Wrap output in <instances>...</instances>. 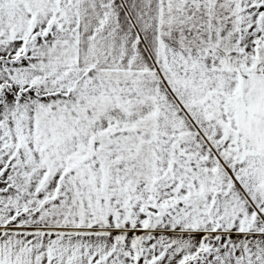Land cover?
Returning a JSON list of instances; mask_svg holds the SVG:
<instances>
[{
  "label": "rangeland",
  "instance_id": "rangeland-1",
  "mask_svg": "<svg viewBox=\"0 0 264 264\" xmlns=\"http://www.w3.org/2000/svg\"><path fill=\"white\" fill-rule=\"evenodd\" d=\"M80 13L106 47L124 38L113 49L150 50L152 26L153 61H70ZM228 61L264 69V0H0V264H87L100 247L156 264L157 235L174 255L179 229L215 222L214 171L264 172L194 128L224 124Z\"/></svg>",
  "mask_w": 264,
  "mask_h": 264
},
{
  "label": "crops",
  "instance_id": "crops-1",
  "mask_svg": "<svg viewBox=\"0 0 264 264\" xmlns=\"http://www.w3.org/2000/svg\"><path fill=\"white\" fill-rule=\"evenodd\" d=\"M81 13L73 31L74 43L70 61H153L155 54L153 45L156 38L152 26L150 30L147 28L144 30L145 41L150 43V50L146 47L144 50L140 48L113 49L110 45L112 40L118 42L124 38L109 35L106 47L104 38H98L97 31L85 25L84 16L81 17ZM149 17L152 22V17ZM228 62L225 65L234 66V68H226L222 73L223 78L226 79L224 124L220 126L210 124L207 127L200 125L194 128L198 131L207 130L209 132L207 135H210L208 138L211 140L209 143L231 147V153L224 154L226 162L264 161V69L243 67L248 65L244 61ZM214 72L217 73L216 70ZM229 90L231 93L228 92ZM214 172L216 180L209 181L207 185L200 187L205 190L208 188L202 200L206 207L213 211L218 210L217 216H214L215 222L208 223L204 229H179L174 255L170 253L168 247V236L157 235L155 241H159L161 251H157L156 264H179L188 259L191 260V264H264V217L259 212L264 208V172L258 171L256 178L244 170H236L238 173L236 176L233 170L228 169H219ZM234 184L238 187L235 190L239 193L242 191L248 201L245 209H251L249 219L246 220L249 228H241L233 224V221L238 218L237 210L231 209L233 199L231 191H234ZM252 187L258 190L254 199L249 195V188ZM190 201L195 203L197 199L193 195ZM92 236L104 239V235L92 234ZM202 248L205 253L201 256L198 253ZM80 251L91 258L86 261L87 264H106L104 248ZM30 254L39 255L40 251H32ZM32 264L36 263L33 261ZM107 264H115V261Z\"/></svg>",
  "mask_w": 264,
  "mask_h": 264
}]
</instances>
